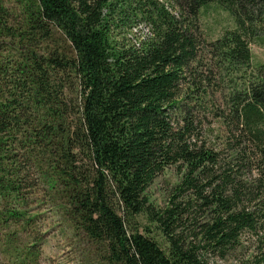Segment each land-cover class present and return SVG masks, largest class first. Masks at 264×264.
I'll list each match as a JSON object with an SVG mask.
<instances>
[{"label":"trees","instance_id":"16d2710c","mask_svg":"<svg viewBox=\"0 0 264 264\" xmlns=\"http://www.w3.org/2000/svg\"><path fill=\"white\" fill-rule=\"evenodd\" d=\"M34 3L17 28L0 8V251L26 264L35 244L23 249L17 227L43 189L69 194L63 210L99 264H264V64L252 52L264 0ZM212 3L234 27L209 41ZM56 32L73 55L35 47ZM211 116L221 144L204 139ZM169 167L181 179L160 208L147 191Z\"/></svg>","mask_w":264,"mask_h":264},{"label":"rangeland","instance_id":"374dc122","mask_svg":"<svg viewBox=\"0 0 264 264\" xmlns=\"http://www.w3.org/2000/svg\"><path fill=\"white\" fill-rule=\"evenodd\" d=\"M28 0H0V8L9 15L8 24L12 27L22 26V16L26 8L23 6ZM35 0H32L34 3ZM36 5V3H34ZM204 9V8H203ZM202 9V10H203ZM201 26L204 36L207 40L213 41L220 38L227 29L234 27V21L230 14L223 10L219 5L212 3L202 12ZM142 33H147V27H139ZM141 34V33H140ZM54 42L48 45L38 43L35 47L41 50L49 47L52 49L62 46L63 51L73 55L71 45L59 32H56ZM254 66L264 64V46L252 44ZM65 96H68V102L71 106H77L80 100L79 92L67 90ZM204 139L211 144H221L225 139L226 130L224 126L215 118L209 117L203 128ZM79 159H84L80 151ZM81 166H86L87 161H82ZM181 176L178 175L175 167L167 168L149 187L147 196L155 206L164 208L169 202V196L174 187L179 183ZM63 189V187H62ZM60 194L50 193L40 190L36 195L30 197L27 203V216H37L30 220L28 224H18L17 242L22 248L27 250L34 245V252L25 256L26 264H99L100 257L97 256L98 246H95L85 235L82 236L74 228V219L71 214H65L63 207L69 199V194L60 190ZM73 219V220H72ZM27 221V220H25ZM136 225L141 226V232H145L144 226H149V222L143 219ZM150 227V226H149ZM152 236L156 237L164 244L163 237L156 227ZM8 256V254H7ZM0 251V264H17L18 262L11 256L7 257ZM209 264H238L234 254L227 259L209 260Z\"/></svg>","mask_w":264,"mask_h":264}]
</instances>
